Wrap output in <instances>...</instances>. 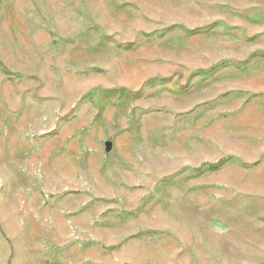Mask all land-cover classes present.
I'll use <instances>...</instances> for the list:
<instances>
[{"label": "rangeland", "instance_id": "374dc122", "mask_svg": "<svg viewBox=\"0 0 264 264\" xmlns=\"http://www.w3.org/2000/svg\"><path fill=\"white\" fill-rule=\"evenodd\" d=\"M0 264H264V0H0Z\"/></svg>", "mask_w": 264, "mask_h": 264}]
</instances>
